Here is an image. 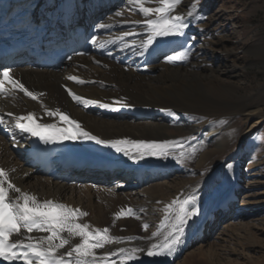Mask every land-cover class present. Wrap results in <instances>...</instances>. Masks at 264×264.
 Masks as SVG:
<instances>
[{
  "label": "bare ground",
  "instance_id": "obj_1",
  "mask_svg": "<svg viewBox=\"0 0 264 264\" xmlns=\"http://www.w3.org/2000/svg\"><path fill=\"white\" fill-rule=\"evenodd\" d=\"M107 1L100 0V3ZM118 1V6L106 7L100 4L97 9L101 14L105 13L103 23L109 27L102 29L103 35L96 42L95 53L87 58H75L56 70L18 68L10 72L11 77L21 82L28 90L43 95L33 100L5 82L4 89L9 96L7 99L0 97V118L3 119L0 128V168L9 173L11 182L22 191L36 195L41 201L54 200L80 209L87 215L81 217L79 223H87L90 230H103L107 227L111 237L122 239V243L113 240L103 248L95 250L98 257H105L108 261L116 260L117 264L125 255L117 251L119 248L147 249L154 241L162 240L159 236L167 231L168 224L172 221L171 212L168 214L169 219L165 220L167 205L174 199L182 200L187 195L195 194L203 206L202 213L195 218L191 227L185 229L179 245L173 252L166 256L153 257L147 256L146 251L139 252L136 258L129 260L127 264H175L184 253L182 261L177 264L194 261L197 255L207 258L212 264H224L225 258L218 255L219 249L217 250L214 244H208L211 232L205 233V229L212 227L211 230L214 231L216 218L227 216L232 209L239 211L237 216L240 215L241 218V213L247 214L258 204L255 199L253 203L248 200L242 204L237 202V179L241 176L239 168L242 150L238 147L225 161H219L206 181L188 184L183 178H175V174L180 173L185 177L196 170H203V167L218 155L229 152L235 140L241 143L245 134L264 122V83L257 94L253 97H243L237 104L217 102L208 93L209 84L222 79L240 82L242 78L233 66L221 59L220 54L224 53L220 51L221 48L218 49L221 44L218 41L213 42L211 33L214 27L213 18L210 17L208 21L192 20L191 26L185 30V35L173 37L166 44L156 41L147 51H143L139 45L147 38L144 26L147 18L139 13V5L123 6L126 0ZM191 4L192 1L182 0L174 14L189 19L187 9ZM262 4L264 8V0ZM145 6H159V0H147ZM117 11H121L122 15L115 16ZM197 11L203 16L208 13L204 5H198ZM136 21H140V25H137ZM233 21V30L236 31L238 22L235 19ZM185 49H191V55L187 59H177L173 62L186 61V64L183 67L171 66L173 62H168L169 58ZM244 53L254 58L253 64L264 74V24L256 41L247 46ZM111 57L114 58L112 62L109 61ZM70 76H76L85 83L70 80ZM232 85L234 84L229 82L228 86ZM66 89L96 103L87 107L78 104L72 100ZM120 94L130 97V101L121 100L118 97ZM120 102L126 103L127 106L118 107ZM104 103L118 107V110L99 106ZM56 109L78 121L84 130L106 141L126 140L161 144L178 141L177 138L164 134L170 124L165 114L172 109L186 114L191 120L192 113L195 114L201 109L238 110L244 116L246 128L242 130L243 126H239L227 129V141L218 140L215 136H218L221 127L226 126L225 122L221 124L217 121L215 130L204 129L200 142L193 145L197 152L193 148L192 152L183 153L181 162L173 158V154L180 157L182 153L177 151L175 146L170 148L167 158L146 157L134 161L123 153H117L110 147L91 141H65V146L58 153L59 160L67 161L78 157L88 161V167L102 164L117 170L103 177L89 174L87 171L76 173L87 184L70 185L61 181L58 175H39L27 167L26 153L31 136L21 133L14 120L15 116L33 113L38 122L63 126L58 116L47 115L48 111ZM122 147L130 148V145ZM58 166L61 168V164ZM142 173L145 174V183L138 186L137 181ZM130 177L133 179L125 188L126 179ZM95 181L103 183L100 184L99 191L92 192L88 184ZM128 189L130 191H127ZM118 190L127 192L120 193ZM155 199L157 203L153 205ZM129 208L133 209L134 215L120 216L121 210L127 213ZM235 220L236 218L229 224L228 220L222 225L226 224L225 228L234 232V229L238 230V226H241L235 224ZM145 223L149 225L147 230L143 228ZM153 233L158 235L153 237ZM40 235L47 234H34L35 237ZM251 236L253 238V235ZM130 237L131 241L128 240ZM15 239L18 240V236ZM79 242V237L72 238L69 245L60 249L58 254L67 253ZM110 252L116 255L108 256ZM244 254L245 251L240 254L241 257L248 258ZM239 259L228 260L226 264H242ZM254 264H264V259Z\"/></svg>",
  "mask_w": 264,
  "mask_h": 264
},
{
  "label": "snow or ice",
  "instance_id": "obj_2",
  "mask_svg": "<svg viewBox=\"0 0 264 264\" xmlns=\"http://www.w3.org/2000/svg\"><path fill=\"white\" fill-rule=\"evenodd\" d=\"M147 0H126L127 5H139V13L147 18L144 21L146 27V39L142 40L139 47L147 51L150 46L157 41V38L179 37L186 34L192 20L206 19L202 13L197 11L198 5L193 3L187 9V17L180 14H174L177 7L181 5L182 0H159V6L146 7ZM115 16H121V11L114 13ZM154 17V18H149ZM140 25V21L135 22ZM101 29L108 28L109 25L100 23ZM123 40V37L120 38ZM95 43V40H93ZM191 55V49L180 51L177 55L169 58L168 62L177 59H187ZM11 67L5 66L0 72V93L4 92L5 82L12 85L14 89L23 92L24 95L33 100H37V94L28 90L21 82L13 79L10 75ZM68 79L83 84L85 81L76 76H70ZM68 95L73 101L82 104L85 107L95 104L96 101L84 99L74 94L70 89H66ZM100 107L118 110V107H126L127 104L120 102L118 107L104 103ZM11 115V114H9ZM50 117H59L63 126H57L56 123L38 122L35 114L15 116V125L21 133H28L31 137H37L44 144L60 143L63 141H91L98 145H104L114 149L117 153H123L130 160H143L146 157L167 158L170 155V148L179 145V141L165 143H146L132 142L126 140L106 141L84 130L81 124L63 113L60 109L48 111ZM0 123L3 119L0 118ZM218 123H224L219 121ZM122 145H130L122 147ZM173 154L177 162H181V157ZM10 193H15L11 195ZM199 197L190 194L181 199H174L165 208V220L169 219L171 212V229L164 237L162 244L153 243L147 249L133 247L130 249L119 248V253L125 254L119 261V264H127L129 260L136 258V254L146 251L147 256H166L173 252L180 243L185 229L195 223V218L199 215L196 207ZM134 215L133 209H127V213L121 210L120 216ZM87 213L80 209L69 207L63 203L54 200H39L34 194L24 192L15 186L10 179L9 173L0 168V260L9 262L22 261V264H117L116 260L108 261L105 257H98L95 250L103 248L115 240L117 243L124 242L122 239L114 238L109 235V229L90 230L87 223H79L78 220L86 216ZM139 218V217H137ZM192 223H189V222ZM148 224H143L147 230ZM33 232L46 233L33 237ZM28 234V235H25ZM13 234L21 236L20 239L12 241L10 237ZM66 234V235H65ZM153 237L158 233H153ZM79 237L80 242L75 244L70 251L58 254L60 249L69 245L70 240ZM131 237L128 238L131 241ZM116 253L110 252L108 256H114ZM67 257V258H66Z\"/></svg>",
  "mask_w": 264,
  "mask_h": 264
},
{
  "label": "rangeland",
  "instance_id": "obj_3",
  "mask_svg": "<svg viewBox=\"0 0 264 264\" xmlns=\"http://www.w3.org/2000/svg\"><path fill=\"white\" fill-rule=\"evenodd\" d=\"M189 1H192L193 3L198 5H204L207 8L208 13L204 17L206 18V21H208L210 17L213 18L214 27L211 29V33L213 34V42L218 41V43L220 42L219 44H221L218 48H221L220 51L222 50V52H224L223 54H220L221 59L225 63L233 66L236 70V73L240 75V78H242L240 82H236L235 80L225 81L224 79H222L221 81L213 82L208 85V93L217 102L222 104H237L243 97H253L261 90V87L264 83V74L257 65L253 64L252 60H254V58L245 55L244 50L247 46L253 44L256 41V37L263 30L264 8L262 0ZM234 19L238 22V24L236 25V31L233 30ZM171 66H173L172 63ZM227 82L228 84L229 82H232L234 85H232V87H229ZM262 109L264 111V107ZM176 111L177 110L165 114V117L168 119V122H170V124L169 128L164 130V134L177 138L180 143L175 147L177 151L182 153H186L187 151L192 152L193 148H195V146L193 145H195L197 142H200V135L203 134L204 129H209L210 131L212 129L215 130L216 127L214 126L216 125L217 121H224L226 126L225 128L221 127L218 136H215V138L218 140L227 141V137L225 135L227 129L238 128L239 126H243L242 130L246 128V126H244V116L238 110L226 111V109H201L195 114L192 113V120L189 119L186 114L182 113L184 114L182 116L181 114L177 113L179 111ZM238 147L242 151L240 155L239 168L241 176L239 179H237V202L238 204H242L245 200H248V202L250 201L251 203H253V201L257 200L258 204L254 206L255 209L249 211L247 214L241 213V218L239 217L240 215L237 216L239 211L237 212L236 209L230 210L227 216L223 218V220L222 218L216 219L217 222L215 221L214 223V227H216V229L214 231L211 230L213 229L212 227L211 229H209V227H206L205 233L207 231L211 232V239L208 241V244H214L216 249H219L218 255L221 258H225L224 264H226L228 260H237L239 258L242 264H254V262L264 259V122L259 127L255 128L252 132L245 134L241 143H238V141L235 140V143L232 145L229 152H227L225 155H218L214 160L206 164L203 167V170H196L185 177L183 176V174L176 173L175 178H183L182 180L186 181L188 184L197 183L201 180L206 181L219 164V161H225L227 157L231 155V152L236 150V148ZM196 149L197 148H195V152H197ZM254 174L257 175L254 176ZM131 179H133V177L126 179L127 182L125 184L126 186H124L125 188L128 187L129 181ZM89 183L90 184L88 185L90 187H88L90 191L95 192V190H100L99 186L101 185L97 186L99 183H95L93 185L92 183L94 182ZM127 191H130V189H128ZM127 191L118 190V192L120 193ZM68 195H70V193H68ZM156 203L157 201L155 199L152 204L156 205ZM197 203L199 205L197 204L196 207L199 210L200 215L202 213L201 211L203 209V206L200 205L201 203H199V200ZM234 218H236L235 224H241V226H238L239 231L237 229H234V232H232L231 229L225 228L226 224H222H224L225 221L228 220L230 221L228 222L229 224L232 222V220H234ZM239 218L242 222L240 220L237 221ZM172 222L173 221L168 224L167 231L165 230L159 236V239H162L163 241L156 240L153 243L162 244L164 242V237L171 229L170 225L172 224ZM215 231L217 232L215 233ZM227 231H229L230 233ZM251 235H253V238ZM229 236L234 237L232 238L233 240L230 239ZM229 241H231V243ZM243 250L245 251L244 255L248 258L241 257L240 254L244 253ZM224 251L226 252L224 253ZM184 255L185 253L178 259L175 264L182 261ZM197 256L195 257L196 260H189L190 262L187 261L185 264L211 263L207 258L204 259L200 256ZM206 259L208 260V263Z\"/></svg>",
  "mask_w": 264,
  "mask_h": 264
}]
</instances>
